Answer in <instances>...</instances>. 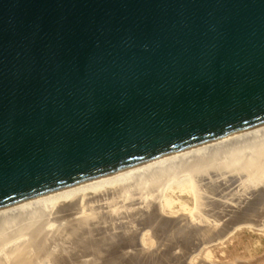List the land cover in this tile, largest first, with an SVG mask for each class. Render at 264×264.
Returning a JSON list of instances; mask_svg holds the SVG:
<instances>
[{
  "label": "water",
  "instance_id": "95a60500",
  "mask_svg": "<svg viewBox=\"0 0 264 264\" xmlns=\"http://www.w3.org/2000/svg\"><path fill=\"white\" fill-rule=\"evenodd\" d=\"M264 123V0H0V208Z\"/></svg>",
  "mask_w": 264,
  "mask_h": 264
},
{
  "label": "bare ground",
  "instance_id": "6f19581e",
  "mask_svg": "<svg viewBox=\"0 0 264 264\" xmlns=\"http://www.w3.org/2000/svg\"><path fill=\"white\" fill-rule=\"evenodd\" d=\"M220 181H264V123L0 208V264H204L264 230V191Z\"/></svg>",
  "mask_w": 264,
  "mask_h": 264
},
{
  "label": "rangeland",
  "instance_id": "374dc122",
  "mask_svg": "<svg viewBox=\"0 0 264 264\" xmlns=\"http://www.w3.org/2000/svg\"><path fill=\"white\" fill-rule=\"evenodd\" d=\"M259 175L257 173H252ZM221 183L216 187L215 197H222L223 199L229 196L230 191L236 194L231 185L240 183L243 190L245 189L246 197L249 192L255 189L264 191V181H220ZM233 183V184H231ZM210 191V190H209ZM211 192V191H210ZM242 193V192H241ZM186 200L187 195L183 196ZM232 197V195H230ZM189 204H186L188 207ZM264 228V227H263ZM208 256L204 264H264V230H242L230 236V238L220 246H211L207 249ZM164 264H172L169 260L161 261ZM167 262V263H166Z\"/></svg>",
  "mask_w": 264,
  "mask_h": 264
}]
</instances>
